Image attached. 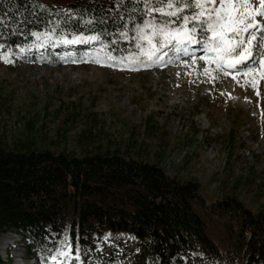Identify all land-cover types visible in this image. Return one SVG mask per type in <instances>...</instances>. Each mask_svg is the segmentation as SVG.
Segmentation results:
<instances>
[{"label":"rangeland","instance_id":"1","mask_svg":"<svg viewBox=\"0 0 264 264\" xmlns=\"http://www.w3.org/2000/svg\"><path fill=\"white\" fill-rule=\"evenodd\" d=\"M247 7L256 9L259 26L238 37L252 52L241 61L243 70L206 58L210 54L203 42L193 49L188 45L195 55L179 49L178 59L175 42L161 52L157 46L146 64L137 62L147 60L142 55L132 63V57L114 59L100 41L82 53L71 45L57 49L51 45L56 40L18 54L0 48L2 144H19L29 134L30 121L37 148L76 154L130 149L171 175L198 180L209 201L236 195L250 208L264 210V12L260 0H248ZM129 236L108 232L96 245L86 243L78 264H140L138 239ZM6 237L13 238L1 250V261L11 257V264H46L38 250L28 256V240L21 233H0V239ZM65 246L63 253L73 256L70 244ZM201 256L194 251L184 259L202 264Z\"/></svg>","mask_w":264,"mask_h":264},{"label":"trees","instance_id":"2","mask_svg":"<svg viewBox=\"0 0 264 264\" xmlns=\"http://www.w3.org/2000/svg\"><path fill=\"white\" fill-rule=\"evenodd\" d=\"M147 3L161 6L159 0ZM144 9L139 0H0V45L18 54L59 40L61 33L99 35L114 59H128L138 51L134 29L147 18ZM48 31L55 35L45 39ZM125 31L128 40L120 36ZM165 47L158 45L159 51ZM47 55L54 57L50 49ZM27 129L13 147L0 136V233H21L28 256L38 250L49 261L70 244L73 256L67 259L81 263L86 243L94 246L112 231L138 239L140 264H188L184 258L193 251L206 259L202 264H264V210L236 195L209 201L198 180L171 175L130 149L76 154L37 148L34 124L27 122Z\"/></svg>","mask_w":264,"mask_h":264},{"label":"snow or ice","instance_id":"3","mask_svg":"<svg viewBox=\"0 0 264 264\" xmlns=\"http://www.w3.org/2000/svg\"><path fill=\"white\" fill-rule=\"evenodd\" d=\"M139 3L145 4V9L142 11L145 12L147 18L142 16L135 24L134 40L138 52L129 53L132 57L129 63H132L137 55L147 58V60H137V62L142 64L151 62L159 44L170 45L173 42H175V47L182 48L186 55H195L188 45L203 42L205 50L210 54L206 58L212 59L214 56L219 67L226 66L228 69H235L241 61L247 60L252 55L250 50L244 49L243 42L238 38L246 28L259 26L253 20L256 9L247 7L248 0H239L240 6L237 0H219L218 6L216 0H168L166 4L163 0H159L160 7L148 4L147 0H139ZM165 8L168 9L167 12ZM260 9L264 12V0H260ZM154 13H159V16ZM59 23L58 20L57 25ZM84 23H90V21H84ZM200 28H205L206 31L201 33L198 31ZM208 33L211 34L210 37ZM33 35L39 39L41 33H33ZM53 35H55L53 31L43 33L45 39ZM120 36L125 40L130 39L126 31L121 32ZM198 36L201 37L200 40L197 39ZM57 39L65 43L77 42L75 36L72 40H68L62 33ZM90 39L98 40L100 36L93 35ZM145 41L147 47H145ZM2 47L4 45H0V48ZM20 51H25V48H20ZM121 59L123 62V58ZM253 70L248 69L249 72ZM60 254L68 255L67 253ZM46 259L54 260L55 258L50 254Z\"/></svg>","mask_w":264,"mask_h":264},{"label":"bare ground","instance_id":"4","mask_svg":"<svg viewBox=\"0 0 264 264\" xmlns=\"http://www.w3.org/2000/svg\"><path fill=\"white\" fill-rule=\"evenodd\" d=\"M234 99H237L236 96H233ZM125 234H128V233H125ZM131 236L129 237H132L133 235L132 234H129ZM126 237V236H125ZM13 237H6V238H2L0 239V252L1 250H3L4 248H6L8 246V244L11 243V240H12ZM118 238V237H117ZM16 264H24L23 262H19V263H16Z\"/></svg>","mask_w":264,"mask_h":264}]
</instances>
